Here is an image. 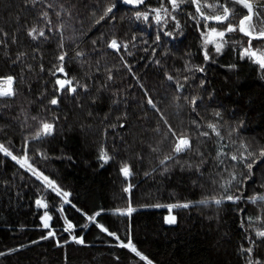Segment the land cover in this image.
<instances>
[{"label": "trees", "instance_id": "1", "mask_svg": "<svg viewBox=\"0 0 264 264\" xmlns=\"http://www.w3.org/2000/svg\"><path fill=\"white\" fill-rule=\"evenodd\" d=\"M48 2L64 5L66 11L62 19L68 22L63 35L68 51L65 66L70 76L87 82L89 90L85 93L78 89L75 95L65 93L59 105L49 103L56 78L49 69L57 63L61 37L33 41L25 30L38 22L39 5L32 8L25 0H0V30L9 33L12 53L6 55L0 46V76L12 74L17 78L14 83L17 95L0 97V142L19 154L22 142L31 141L30 155L36 148L45 153L44 157L33 155L36 165L72 192L70 199L74 204L90 214L103 208L105 211L98 219L110 230L117 231L122 239L130 235L155 264H244L240 246L247 245L236 205L226 202L217 207L198 203L219 190L213 180L218 179L217 173L222 171L223 165L215 167L219 149L215 134L198 136V125L193 121H202L206 131H210L208 122H218L227 152L241 149L243 143L251 150L264 147V72L252 61L240 58L247 38L238 32L227 34L222 52L214 53L209 46L213 59L205 61L200 33L183 12L178 13L181 28L174 37L162 35L160 41L154 42L155 26L132 19V13L127 11L129 6L122 3L114 10L115 21L106 17L96 23L107 4L116 0ZM257 2L264 3V0ZM146 3L155 7L158 0H146ZM229 6H232L231 0ZM59 10L58 7L50 10L54 24L59 19L55 12ZM235 12L246 10L236 6ZM236 21L234 17L233 22ZM168 29L174 30L173 22H169ZM13 35L18 37V42H12ZM113 35L121 41H130L133 36L136 40L129 44L128 50L121 49V53H117L105 43ZM143 40L148 43L144 44ZM253 43L264 47L256 41ZM37 47L39 52L34 51ZM79 50L85 52L84 57L76 58ZM18 51H26L28 57L13 63ZM126 51L133 55H126ZM124 59L131 64L135 76L124 65ZM157 59L159 64L155 63ZM189 60L203 66L205 71L193 70V78L185 82L182 77L189 75L186 71ZM41 63L43 71L39 67ZM232 64L237 67L231 68ZM108 70L113 80H106ZM168 74L185 84L183 92L172 86L174 82L167 79ZM57 76L63 78L62 73ZM201 80L206 81L203 87L199 86ZM102 84L107 87L101 88ZM178 95L181 97L179 105ZM148 96L153 98L156 109L147 103ZM185 96L203 99H197L193 110ZM217 111L221 117H215ZM41 119L54 122L56 130L36 141L30 134L39 127ZM110 124L117 126L113 128ZM168 124L176 132L190 133L194 150L181 153L175 161H167L165 172L160 160L170 152ZM237 127L239 133L232 132L230 139V130ZM232 140L237 142L232 143ZM103 148H107L112 157L106 163L98 158ZM201 152L205 163L198 169L195 165L202 159ZM125 163L132 167L130 177H125L121 171ZM225 163L231 170L235 162L229 156ZM253 172L252 179L246 181L245 195L264 192V162L255 165ZM128 183L133 185L131 200L136 208L131 217L114 211L126 206ZM41 196L49 202L52 224L61 241L69 239L67 245H57L53 238L39 239L47 231L39 226L42 224L39 216L44 209L35 204ZM61 199L42 181L0 153V252L25 245L0 257V264H146L128 249L116 246L114 237L97 227L89 224L88 228H83L88 223L86 218L65 204L64 214L78 225L75 232L86 240L85 245L72 242L68 233L62 231L63 219L58 211ZM185 201L193 203L189 208L171 209L177 222L167 225L165 216L169 209L163 205ZM155 204L162 206L154 207ZM240 207H244L246 213H258L257 206L251 202L241 201ZM256 252L264 254V247L257 248Z\"/></svg>", "mask_w": 264, "mask_h": 264}, {"label": "snow or ice", "instance_id": "2", "mask_svg": "<svg viewBox=\"0 0 264 264\" xmlns=\"http://www.w3.org/2000/svg\"><path fill=\"white\" fill-rule=\"evenodd\" d=\"M25 3L32 8H36L38 5L40 8L38 22L31 24L25 30L27 35L33 41H48L51 37L56 35L61 37V51L57 55V63L54 67L49 69L52 75L56 77L54 80V93L49 98V103L51 105H59L61 103L62 95L65 93L73 95L78 94V89L87 93L89 90V84L87 82L82 83L75 75L70 76L65 66L68 51L63 44V35L68 22L62 19V15L66 11L64 5H57L48 2V0H25ZM118 3L129 6L127 11L132 13V19L143 21L149 27H152L153 25L155 26L154 42L160 41L162 35L174 37L176 31H179L181 28V21L178 18V13H185L186 17L193 22L194 26L197 27L200 33L202 38L203 59L205 61L213 59V55L209 51V46H212V52L219 54L222 52L225 43L227 42V34L234 32L242 33L247 39L245 45L242 46L240 58L252 61L259 66L262 72H264V47L254 46L253 43L256 41L257 44L264 45V3L257 2V0H231L232 6L230 7L229 0H211V2L210 0H163V2H159L158 0L157 5L153 7L150 3H146V0H116V2H110L107 4L102 15L96 20V23H100V21L104 20L106 17L115 21L116 14L114 10H117ZM236 6H242V9H246V12L236 13ZM57 7L60 10L55 12V15L59 19L57 23L54 24L52 19L53 13L50 10ZM67 15L71 17V11H68ZM234 17L237 18L236 22H233ZM254 18L256 21L255 23ZM170 21L173 22L174 30L168 29ZM57 29H59V32H57ZM69 39H73V37H69ZM11 40L12 42H18V37L13 35ZM135 40L136 37L133 36L130 41H121L117 36L113 35L110 40L105 41V43L109 48L115 50L117 53H121V49L128 50L129 44L133 43ZM8 41L9 33L6 30H0V46L4 48L6 55L11 56L12 53L10 52ZM142 42L144 44L148 43L147 40H143ZM93 43H95V41ZM78 47L79 45H77V48ZM144 50L147 51L146 48ZM34 51L39 52V48L37 47ZM126 55L132 56L133 53L131 51H126ZM84 56L85 52L83 50L76 52V58H82ZM26 57H28L26 51H18L13 58V63L25 60ZM40 58L42 59V53H40ZM121 58L123 59V56ZM81 63L83 64L84 61L81 60ZM123 63L131 72V64H129L126 59L123 60ZM155 63L159 64L160 60L157 59ZM188 65L189 67L186 71L189 75H184L182 77L185 82L193 78V70L201 73L205 71L203 66L192 64L191 60L188 61ZM28 67L31 68L32 65H28ZM39 67L42 71L44 70L43 63H41ZM230 67L236 68L237 65L232 64ZM96 71L99 72L100 68L97 67ZM58 73H62L63 78L57 76ZM131 74L133 76L136 75L135 72H131ZM16 79V76L12 74L0 76V97L13 98L17 95V90L14 87ZM113 79L114 76L111 70H108L106 80L110 81ZM137 79L139 80V77H137ZM167 79L173 81L174 83L172 86L179 89L180 92L185 90V84L181 83L180 80L176 79L173 75L168 74ZM205 83V80H201L199 86L203 87ZM105 87H107V84L101 85V88ZM141 87L143 88L144 86L141 84ZM57 93H59V95H57ZM183 98L187 100L188 105H190L193 110L196 109L197 99H203V97L200 96H193L190 99L186 96ZM180 99L181 97L178 95L176 97L178 105ZM113 102L116 103L117 101L114 100ZM147 103L150 104L152 108H157V105L151 96L147 97ZM214 115L215 117H221L219 111L215 112ZM33 119H36V117H33ZM117 121L119 122V118H117ZM193 123L198 125L196 129L198 136L202 135L204 137H211L212 133L215 134L217 143L219 144V149L216 155L217 164L215 167L223 165L222 171L217 173L218 179L213 180L214 183L218 184L219 190L215 194L208 196L206 199L200 200L198 203L210 206L214 204L217 207L224 205L226 202H232L233 205H236V210L241 214L239 223L244 231V241L247 245L245 246V244L242 243L240 246V251L244 256V264H264V254H257L256 252L257 248L264 247V192H255L251 195L244 194L246 181L252 179V176L254 175V166L258 163L264 162V147H261L258 150H251L247 143H243L241 149L227 152L225 151L227 145L223 143V136L218 127V122L207 123V128L210 131L203 130L204 124L200 120L193 121ZM109 126L115 128L117 125L110 124ZM168 129L171 133L170 152L165 154L160 160V164L164 165L163 171L165 172L168 170L167 161H175L181 153H188L194 150L190 133L185 134L184 132H176L171 124H168ZM55 130L56 125L54 122L41 119L39 127L30 135L36 141H40L41 139L54 134ZM232 132L239 133V127L230 130V139ZM167 137L168 134H165V138ZM231 142L236 143L237 141L232 140ZM30 143L31 141L28 140L23 141L21 144V151L17 154L12 150L11 146H6L5 143L0 142V153L6 157H10L12 161H15L22 168L26 169L33 177L42 181L43 185L51 190V192L57 197L62 198L58 206V211L63 219L61 227L63 232L68 233L72 242L79 245L86 244L84 236L75 232L78 225L64 214L65 204L71 205L86 218L88 223H85L83 228H88L89 224H91L92 226L97 227L101 232L106 233L109 237H114L116 246L128 249L131 253L135 254L136 257H139L142 261L146 262V264H155L152 259L137 247L130 235H126V237L122 239L117 231L110 230L109 226H106L104 222L98 219V217H101V213L105 211L103 208L90 214L88 211H85L83 208L74 204L73 200L70 199L72 192L63 188L56 179L46 175L45 172L36 165L33 155L44 157L45 153L39 148H36L34 154L30 155ZM153 151H156V149L154 148ZM200 156L202 159L195 165L198 169L205 163L202 152L200 153ZM229 156L230 160L235 162L232 165L231 170H229L228 165L225 163V158ZM98 158L105 163L112 159L107 148L101 149ZM237 168H239L240 171H237ZM121 171L125 177H130L133 174L132 167L128 163L123 165ZM225 173H227V175H225ZM132 187L133 185L131 183L127 184V187L125 188V191L129 193L128 197H126L127 204L123 208H115L114 211L117 214L131 217L133 212L136 211L131 200ZM241 201L251 202L256 205L258 213L256 215L246 213L245 208L240 207ZM192 203L193 202L191 201H185L163 205L169 209V214L165 218L166 222L168 224H175L177 222V217L172 214L171 209L178 207L189 208ZM35 204L38 208L44 209L43 214L39 216L40 221H42V224L39 226L47 230L45 234L39 237V239L45 240L53 238L57 245H67L69 239L65 238L62 242L56 229L53 227V213L49 210V202L44 196H41L35 200ZM142 206L147 207L148 205ZM153 206L161 207L162 205L155 204ZM53 207L55 208L56 206L53 205ZM36 242L37 241H32L31 243ZM24 247L25 245L21 244L19 245V248H9L7 249V252H0V257L14 253ZM117 259L119 258L117 257Z\"/></svg>", "mask_w": 264, "mask_h": 264}, {"label": "rangeland", "instance_id": "3", "mask_svg": "<svg viewBox=\"0 0 264 264\" xmlns=\"http://www.w3.org/2000/svg\"><path fill=\"white\" fill-rule=\"evenodd\" d=\"M246 10V9H245ZM241 34V33H240ZM174 215V214H173ZM168 216V215H167ZM167 216H165V218L167 217ZM176 216V215H175ZM165 223L167 224V225H174V224H168L167 222H166V219H165ZM176 224V223H175Z\"/></svg>", "mask_w": 264, "mask_h": 264}, {"label": "water", "instance_id": "4", "mask_svg": "<svg viewBox=\"0 0 264 264\" xmlns=\"http://www.w3.org/2000/svg\"><path fill=\"white\" fill-rule=\"evenodd\" d=\"M242 34V33H241ZM243 35V34H242Z\"/></svg>", "mask_w": 264, "mask_h": 264}]
</instances>
